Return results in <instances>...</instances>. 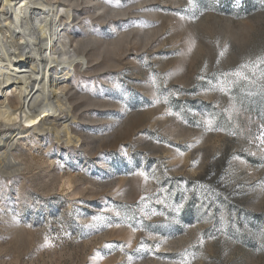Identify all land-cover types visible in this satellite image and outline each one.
<instances>
[{
    "label": "rangeland",
    "instance_id": "1",
    "mask_svg": "<svg viewBox=\"0 0 264 264\" xmlns=\"http://www.w3.org/2000/svg\"><path fill=\"white\" fill-rule=\"evenodd\" d=\"M73 10L76 142L16 144L0 264H264V0Z\"/></svg>",
    "mask_w": 264,
    "mask_h": 264
},
{
    "label": "bare ground",
    "instance_id": "2",
    "mask_svg": "<svg viewBox=\"0 0 264 264\" xmlns=\"http://www.w3.org/2000/svg\"><path fill=\"white\" fill-rule=\"evenodd\" d=\"M76 3L0 0V174L4 177L25 170L15 149L32 133L50 132L56 140L76 142L67 123L73 117L64 84L84 55L85 42L79 40L84 45L76 49L68 34Z\"/></svg>",
    "mask_w": 264,
    "mask_h": 264
},
{
    "label": "snow or ice",
    "instance_id": "3",
    "mask_svg": "<svg viewBox=\"0 0 264 264\" xmlns=\"http://www.w3.org/2000/svg\"><path fill=\"white\" fill-rule=\"evenodd\" d=\"M189 3H191V0H189ZM262 62H264V61H262ZM141 175H143V173H141Z\"/></svg>",
    "mask_w": 264,
    "mask_h": 264
}]
</instances>
